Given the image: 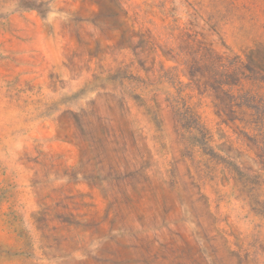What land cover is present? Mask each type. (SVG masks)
Wrapping results in <instances>:
<instances>
[{"label": "rangeland", "instance_id": "obj_1", "mask_svg": "<svg viewBox=\"0 0 264 264\" xmlns=\"http://www.w3.org/2000/svg\"><path fill=\"white\" fill-rule=\"evenodd\" d=\"M263 25L264 0H0V264H264Z\"/></svg>", "mask_w": 264, "mask_h": 264}, {"label": "trees", "instance_id": "obj_2", "mask_svg": "<svg viewBox=\"0 0 264 264\" xmlns=\"http://www.w3.org/2000/svg\"><path fill=\"white\" fill-rule=\"evenodd\" d=\"M264 28V25H263ZM263 37H264V30H263ZM259 46H263L260 47L261 49V60L258 59L257 57H255V55H253V53L255 52L254 49H252V53L250 54V56H247V63L250 65V67L252 68V70H255L261 74L264 75V41L259 43ZM220 66H222L223 64L220 63ZM236 65V64H235ZM236 69V66L233 68V70Z\"/></svg>", "mask_w": 264, "mask_h": 264}]
</instances>
